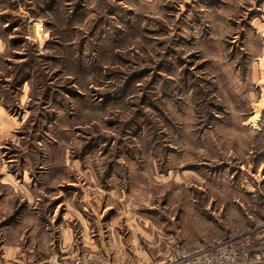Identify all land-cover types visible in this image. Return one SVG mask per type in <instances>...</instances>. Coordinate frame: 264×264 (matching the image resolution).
<instances>
[{
  "label": "rangeland",
  "instance_id": "rangeland-1",
  "mask_svg": "<svg viewBox=\"0 0 264 264\" xmlns=\"http://www.w3.org/2000/svg\"><path fill=\"white\" fill-rule=\"evenodd\" d=\"M263 227L264 0H0V264Z\"/></svg>",
  "mask_w": 264,
  "mask_h": 264
},
{
  "label": "built area",
  "instance_id": "built-area-1",
  "mask_svg": "<svg viewBox=\"0 0 264 264\" xmlns=\"http://www.w3.org/2000/svg\"><path fill=\"white\" fill-rule=\"evenodd\" d=\"M261 236L256 234L253 237L252 234L248 233L237 237H227L197 251H182L170 255L166 260L168 264H264V243H255V238ZM57 264L128 263L110 258L96 260L76 253L61 258Z\"/></svg>",
  "mask_w": 264,
  "mask_h": 264
},
{
  "label": "crops",
  "instance_id": "crops-1",
  "mask_svg": "<svg viewBox=\"0 0 264 264\" xmlns=\"http://www.w3.org/2000/svg\"><path fill=\"white\" fill-rule=\"evenodd\" d=\"M9 189H10V191L12 190V189H14V191H12V198H13V194H14V192H15V194H21L20 192H21V190L20 191H18L17 189H15L14 187H9ZM25 197H27V196H25ZM28 198V197H27ZM14 200V199H13ZM21 200H23V198L21 197ZM11 207H12V205H11ZM17 248L18 247H14L13 245H11V246H9V249L6 251L7 252V255H9V257H12V258H21V256H22V260L21 261H17V262H12V263H10V264H24V261H23V258H25L26 257V255L24 254V252L23 253H21L20 255H17ZM60 251H64L63 249H59ZM30 252L32 251V250H29ZM55 253H54V255L52 256V258H53V260H54V263H58L60 260H61V258H63V257H65V255L64 256H58V254L56 253V252H58V250H56V251H54ZM69 255V254H68ZM68 255H66V256H68ZM90 256H92L93 255V257H96V254L95 253H90L89 254ZM86 256V255H85ZM58 258H59V260H58ZM33 264H37V263H33ZM134 264V263H133ZM135 264H142V263H135Z\"/></svg>",
  "mask_w": 264,
  "mask_h": 264
}]
</instances>
